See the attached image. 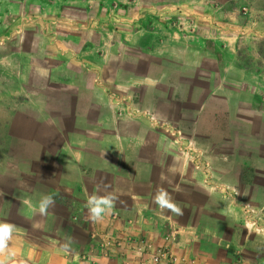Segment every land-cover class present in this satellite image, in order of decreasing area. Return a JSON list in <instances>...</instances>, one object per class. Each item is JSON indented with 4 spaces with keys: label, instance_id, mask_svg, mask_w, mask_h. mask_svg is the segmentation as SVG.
Returning <instances> with one entry per match:
<instances>
[{
    "label": "crops",
    "instance_id": "obj_1",
    "mask_svg": "<svg viewBox=\"0 0 264 264\" xmlns=\"http://www.w3.org/2000/svg\"><path fill=\"white\" fill-rule=\"evenodd\" d=\"M207 9L190 14L193 38L166 27L138 32L136 42L122 43L116 66L110 45L109 60L97 66L89 48L80 54L60 43L52 46L55 64L38 67L36 77L30 60L6 62V78L24 89L23 106L8 112V150L0 151V221L17 226L10 246L18 260L106 264L92 250L110 226L150 248L169 247L182 264H264V233H249L242 207L248 203L264 228V42L241 37L264 36V11ZM173 128L210 163L211 177L194 167ZM105 184L119 200L93 223L85 202L104 195ZM222 186L236 188L241 203ZM159 187L182 216L153 202ZM44 195L55 207L40 216Z\"/></svg>",
    "mask_w": 264,
    "mask_h": 264
},
{
    "label": "rangeland",
    "instance_id": "obj_2",
    "mask_svg": "<svg viewBox=\"0 0 264 264\" xmlns=\"http://www.w3.org/2000/svg\"><path fill=\"white\" fill-rule=\"evenodd\" d=\"M223 6H232L243 17L251 10L264 11V0H0V63L5 62L0 65V151H7L9 147L5 129L8 112L24 103L21 84L14 78H6L9 72L6 62L21 63L24 58L26 65L30 60L32 78L36 77L38 67H46L49 71V65L55 64L56 53L52 46L60 43L80 54L89 48L88 55L97 66H105L109 60L106 46L110 45V63L116 66L119 50L125 47L122 43L136 42L134 38L138 32L150 33L154 27H166L180 34L188 33L193 38L198 24L195 15L190 14L206 7L215 12ZM241 37L246 42H264L260 33L244 32ZM207 40L213 42L211 38ZM40 56L46 58L48 66L41 64ZM48 76L53 77L52 74ZM96 90L99 91L97 87ZM35 91L36 88L31 92ZM34 99H31L32 105L39 101ZM18 121L21 123L22 118ZM118 232L108 226L100 229L96 236L92 251L105 256L104 263L155 264L151 255L164 246L150 248L140 238L131 234L122 238ZM89 263L103 264V260L93 258Z\"/></svg>",
    "mask_w": 264,
    "mask_h": 264
},
{
    "label": "clouds",
    "instance_id": "obj_3",
    "mask_svg": "<svg viewBox=\"0 0 264 264\" xmlns=\"http://www.w3.org/2000/svg\"><path fill=\"white\" fill-rule=\"evenodd\" d=\"M109 187L110 185L108 184L104 185V195L91 194L86 199L85 207L88 211L89 220L93 223L102 221L105 215L110 214L119 200L116 195L107 191V188ZM119 202L121 204L124 203L123 201ZM153 202L161 210H167L176 216L183 215L182 208L163 187L157 188L156 194L153 197ZM25 203H27V201H25ZM53 207H55L53 196L44 195L38 203V213L40 216H47L49 209ZM33 211H36V209L34 208ZM244 227L249 233L253 231L258 235L264 233V228L257 227L255 222L251 220L246 221ZM16 230L17 226L14 223L0 221V264H27L26 261L17 259L16 250L10 246V242L13 240ZM63 247L66 251L69 250L68 244L63 245Z\"/></svg>",
    "mask_w": 264,
    "mask_h": 264
},
{
    "label": "built area",
    "instance_id": "obj_4",
    "mask_svg": "<svg viewBox=\"0 0 264 264\" xmlns=\"http://www.w3.org/2000/svg\"><path fill=\"white\" fill-rule=\"evenodd\" d=\"M168 132L173 136L174 140L180 145L181 149L186 153L191 152V162L194 167L201 172H203L207 178L211 177V165L208 161H200L199 155L195 150V145L192 141L187 140L183 135L182 131L179 129H169ZM185 142L187 144H185ZM223 193L234 203H241L239 191L230 186H222ZM243 214H244V224L246 221L251 220L255 222L252 217L253 210L251 206L247 203H242ZM257 226V225H256ZM259 227V226H257ZM151 259L155 264H182L176 255L171 251L169 247H160L151 255Z\"/></svg>",
    "mask_w": 264,
    "mask_h": 264
}]
</instances>
